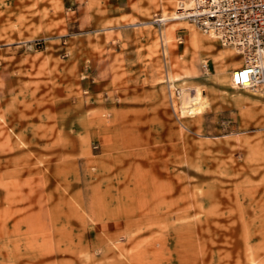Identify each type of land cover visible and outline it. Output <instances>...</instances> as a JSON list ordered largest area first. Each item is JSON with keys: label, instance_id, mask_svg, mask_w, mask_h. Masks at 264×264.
<instances>
[{"label": "rangeland", "instance_id": "rangeland-1", "mask_svg": "<svg viewBox=\"0 0 264 264\" xmlns=\"http://www.w3.org/2000/svg\"><path fill=\"white\" fill-rule=\"evenodd\" d=\"M186 1L0 0V264H264V89Z\"/></svg>", "mask_w": 264, "mask_h": 264}, {"label": "built area", "instance_id": "built-area-1", "mask_svg": "<svg viewBox=\"0 0 264 264\" xmlns=\"http://www.w3.org/2000/svg\"><path fill=\"white\" fill-rule=\"evenodd\" d=\"M192 2L190 9H185L180 3L176 15L202 33L214 37L223 46L242 54L243 63L231 72V85L243 89H264V0ZM207 68L208 63L204 60L201 69L205 71Z\"/></svg>", "mask_w": 264, "mask_h": 264}, {"label": "bare ground", "instance_id": "bare-ground-1", "mask_svg": "<svg viewBox=\"0 0 264 264\" xmlns=\"http://www.w3.org/2000/svg\"><path fill=\"white\" fill-rule=\"evenodd\" d=\"M181 4H183V3H181ZM192 4H193V2H192V0H188V1H186V3H185V5H184V8L185 9H190V8H192ZM178 8V7H177ZM179 18H181V16H179V15H175V17H170V18H163V19H160V20H167V19H179ZM208 36H210V35H208ZM211 38H212V36H210ZM192 100V99H191ZM191 107V106H190Z\"/></svg>", "mask_w": 264, "mask_h": 264}, {"label": "crops", "instance_id": "crops-1", "mask_svg": "<svg viewBox=\"0 0 264 264\" xmlns=\"http://www.w3.org/2000/svg\"><path fill=\"white\" fill-rule=\"evenodd\" d=\"M188 1V0H187ZM196 38V39H195ZM190 39H191V42L192 44H195L196 42L198 43V39L196 36H194L193 34H191L190 36ZM190 94H193V93H190ZM193 99V98H192Z\"/></svg>", "mask_w": 264, "mask_h": 264}]
</instances>
